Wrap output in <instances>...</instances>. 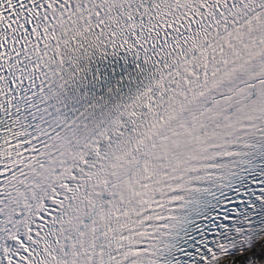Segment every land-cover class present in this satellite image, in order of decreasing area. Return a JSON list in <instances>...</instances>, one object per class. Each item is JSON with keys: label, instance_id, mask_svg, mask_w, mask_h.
Returning a JSON list of instances; mask_svg holds the SVG:
<instances>
[{"label": "snow or ice", "instance_id": "obj_1", "mask_svg": "<svg viewBox=\"0 0 264 264\" xmlns=\"http://www.w3.org/2000/svg\"><path fill=\"white\" fill-rule=\"evenodd\" d=\"M0 264H264V0H0Z\"/></svg>", "mask_w": 264, "mask_h": 264}]
</instances>
